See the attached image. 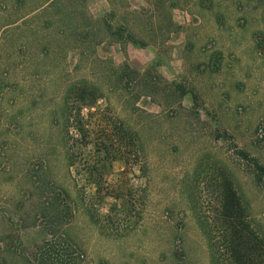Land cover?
Here are the masks:
<instances>
[{
  "label": "rangeland",
  "instance_id": "obj_1",
  "mask_svg": "<svg viewBox=\"0 0 264 264\" xmlns=\"http://www.w3.org/2000/svg\"><path fill=\"white\" fill-rule=\"evenodd\" d=\"M259 166L264 0H0V264L263 256Z\"/></svg>",
  "mask_w": 264,
  "mask_h": 264
},
{
  "label": "trees",
  "instance_id": "obj_2",
  "mask_svg": "<svg viewBox=\"0 0 264 264\" xmlns=\"http://www.w3.org/2000/svg\"><path fill=\"white\" fill-rule=\"evenodd\" d=\"M123 29L120 27L116 29L114 34L118 35L119 37L117 40H127L129 39L133 43H136L137 40L132 35H125L123 37ZM261 170H264L263 167L259 166ZM226 216V215H225ZM229 222V221H228ZM226 235H225V243L228 248V255L231 264H264V255H260V253L256 252L254 249L257 247L256 243L258 239H251L246 237H241L238 234L237 229L235 226H232L230 223L225 224ZM243 244L244 248H241L239 244ZM262 256V257H261ZM262 258V259H261Z\"/></svg>",
  "mask_w": 264,
  "mask_h": 264
}]
</instances>
